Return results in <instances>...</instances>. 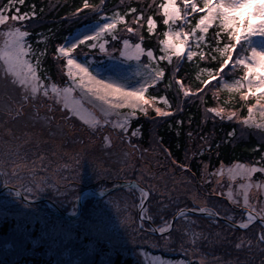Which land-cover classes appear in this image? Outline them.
Returning <instances> with one entry per match:
<instances>
[{"label":"trees","instance_id":"1","mask_svg":"<svg viewBox=\"0 0 264 264\" xmlns=\"http://www.w3.org/2000/svg\"><path fill=\"white\" fill-rule=\"evenodd\" d=\"M7 2L8 0H0V5L7 4ZM82 2L83 0H25V4L21 6L22 13L29 12L31 15L32 6H35L37 13L34 18H30L24 25H20L30 33V36L25 38L27 44L37 55L39 50L45 49L46 44L47 55L40 58L42 62L37 73L38 76L42 74L44 77L39 81L41 86L45 83L50 85L51 82H60L62 78L67 79L64 74L63 61H58L54 52L56 47L62 45L84 24L100 19L103 14L112 15L113 11H122L128 5L138 9L143 8L146 15H153L157 20V29L154 33H147L146 23L141 29V34L145 37L143 42L135 37L130 39L134 43L141 42L146 50L150 49L154 52L156 57L154 64L157 67L167 65L168 72H171L177 63L183 64L179 76H175L174 72H171V75L176 79L186 78L188 81L185 85L186 88L196 91L199 79H203L206 75L198 72L196 65H199L201 69L212 66L205 61H200L197 57L193 58L194 63L180 60L175 56L170 61L160 60V56L165 53L162 51L163 46L159 44V41L164 38L163 33L169 29V26L163 25L162 14L158 11V5L162 0H104V7L107 11L101 10L99 15H95L87 14V10H84L83 13L74 15L76 8L82 7ZM89 2L99 5L101 0H89ZM177 3L179 4L180 0H177ZM150 7L151 11H149ZM126 19L131 21V16ZM177 23L182 24L183 21ZM185 29L187 30V26ZM117 31L121 36H127L123 32V25H118ZM211 33L210 29L208 36ZM253 39L258 40L259 38L253 37ZM191 42L195 50V41L191 40ZM109 45L111 49L117 48L118 45L120 47L122 40L119 42L109 40ZM91 51V49H87L80 55L88 54ZM111 53L119 54L116 50ZM26 58L35 66L36 61L33 55L30 54ZM143 60L148 61L146 54L143 56ZM241 74L240 72L235 73L237 78ZM228 79L231 80V75ZM153 95L169 99L173 116L155 117L154 111L150 108L148 116L138 114L132 118L128 123V134L130 138L135 139L139 147H147L156 155L162 156L169 165L172 163L178 169L181 162H186V168L190 169L194 180L197 181L202 177L204 167L211 170L236 162L248 164L255 162L260 166L261 157L264 156V151H261V146L264 145L261 130L240 123L247 117V107L253 104L254 100L243 104L239 100L238 94L223 88H209L203 94L202 99L188 100L182 95L177 97L175 87L167 89L166 81L156 87L154 91L150 89L146 93V98L151 99ZM155 106L169 110L168 106L164 105L162 99L159 98L156 100ZM209 107H223L225 109L224 118L215 117L213 113L207 112ZM231 111L237 112V119H227V114ZM133 131L136 133L135 136L131 135ZM190 132L192 133L191 138H189ZM230 133H234V137L230 136ZM201 137L207 139H201ZM167 153H171V156H168ZM88 183L85 182L84 185H81L80 191L87 187ZM104 184L110 186L114 183L106 177H101L95 179L90 185L101 188ZM197 184L201 187L198 182ZM41 194L52 198L64 210H69L75 205L76 197L64 204L55 198V193L52 194L50 190H45ZM96 200L89 195L83 204L80 217L74 220H65L51 212L47 203L41 202L25 207V203L16 198L14 191H5L0 195V264H139L131 251L129 242L125 250H120L112 245V241L100 237L102 235L115 241L117 236L113 233L116 225H112L114 220L111 216L106 220L108 223L107 228L104 227L106 231L99 229L104 225L102 220L104 215L101 216L100 213L104 206L98 204ZM137 200L139 201V198ZM164 202L169 203L164 205ZM177 210L178 207L176 209L172 200H167L152 190L147 216L156 225L161 226L163 223L161 217L170 221ZM241 212L244 214L243 211ZM136 215L137 210L133 212L132 221H125L124 231L128 232V239L133 237V241L143 242L147 241L148 235L161 238L146 230L149 227L147 223L144 222L145 224L140 225ZM202 217L205 216L202 215ZM218 226L223 228L222 242L214 247H205L203 244V256L215 257L213 255H216L219 257L222 255L224 258L230 259L228 264H237V262L238 264H260V261H264V256L258 255L262 250L264 251V246L256 243L260 230L258 224L251 231L236 229L222 221H219ZM175 227L170 233L174 235L173 239L176 241L170 244L172 251L169 252L159 245L160 250L154 248V251H162L164 254L172 256L183 254L178 250L181 248V244L178 242H181L182 234L180 232L174 234ZM241 234H246L245 239H251L253 245L251 250H248L247 245L244 246V249H236L235 244ZM146 246L151 248L152 243L149 241ZM183 250L190 251L191 248ZM194 263L200 264L198 261Z\"/></svg>","mask_w":264,"mask_h":264},{"label":"snow or ice","instance_id":"2","mask_svg":"<svg viewBox=\"0 0 264 264\" xmlns=\"http://www.w3.org/2000/svg\"><path fill=\"white\" fill-rule=\"evenodd\" d=\"M24 4L25 0H8L7 4L0 5V26L7 28L3 35L9 38L6 41V50H0V60H3L6 65L3 79L5 81L11 80L14 88L19 85V98L15 99L17 106H9L4 113L12 119L23 118L27 113V106L37 108L44 106L49 112L53 111V107H55V110L59 111V100L61 98L65 101L63 107L66 109L62 115L67 117V99L78 89L79 92L77 94L81 100L96 104L106 115L115 113L118 116H125L123 123L117 121L112 124V130L116 131L119 129L116 134L123 141V133L127 129L129 121L138 114L148 116L151 108L155 113V117L166 118L173 116L168 98L159 97L158 95H153L151 99L146 98V93L150 89L154 91L156 87L165 81L167 89L175 87L177 97L182 95L188 100L194 98L202 99L203 94L209 88L229 89V85H231L230 91L238 94L239 100L243 104H248V102L254 100V103L247 107V118L240 121L241 124L249 127L254 124L252 117L254 109L264 112V0H180L179 4L177 0H162L159 3L158 11L162 14L163 25L169 26L170 29L175 25L173 30L164 32V38L159 41V44L163 46L162 51L165 53L160 56V60H170L167 53L171 52L180 60L194 63L193 58L197 57L200 61H205L207 64L212 65L203 69L196 65L198 72L206 74L203 79H199L196 91L186 88L185 85L188 83L186 78H175V76L180 75L183 68L181 63H177L171 69L175 76L168 72L167 65H162L158 68L153 65L154 70L149 74V78L139 88L129 91L113 83L98 79L89 71L87 66L77 61L76 57L87 49L92 50L88 54H95L96 50H98L105 55H111L108 51V47H110L109 40L117 42L122 40L125 49L130 46V39L133 37L143 42L145 37L141 34V29H143L145 23L147 33H154L157 29V20L154 16L146 15L143 8L138 9L128 5L122 11H113V14L106 17V21L102 26L98 30H93L92 34H85L82 39L77 38L76 42L71 45H60L54 49L57 60L63 61L67 79L62 78L60 81L61 87L53 84L50 93L47 83L42 86L39 83L44 78L43 75H37L42 62L40 58L47 55L46 44L45 49L39 50L37 55L36 52L32 51L31 46L27 44L25 39L30 36L29 31L20 26L37 15L35 6H32L31 15L29 12L22 13L21 6ZM84 10H87V14L95 15H99L101 10L107 11L104 7V0H101L99 5L91 4L89 0H83L82 7H77L74 15L83 13ZM149 11H151V7ZM129 16H131V21L126 19ZM181 20L183 23L178 24L177 22ZM9 21L16 23L9 24ZM118 25H123V32L127 36L120 35L117 31ZM185 26H187V31L182 30ZM210 29L212 33L208 36ZM253 37L259 39L254 40ZM190 40L195 41V50L189 43ZM141 42H135L131 45L135 48V55L132 58L136 60H140V57L146 51V47L142 46ZM116 51L120 52V55L125 54L119 45ZM30 54L35 58V66L26 58ZM146 57L151 62L155 58L154 52L150 49L147 50ZM237 72L242 73L238 78L235 75ZM230 75L231 80L228 79ZM65 83L67 87L63 86ZM158 98L162 99L163 104L167 105L169 110L155 106ZM74 104L77 107L72 110L78 111V102L74 101ZM126 108L129 111L127 113L122 112ZM13 112L15 113L14 116H12ZM207 112L213 113L215 117H220L221 119L225 116L223 107H209ZM237 118L236 111H231L227 114L228 120ZM81 119L83 120L82 127H84L85 132L89 136H95L102 131L98 120L84 119L83 116ZM256 127L261 130V135L264 137V125H257ZM131 135L135 136V131L131 132ZM229 135L234 137L235 134L230 133ZM191 136L192 133L190 132L189 138ZM201 139L206 140L207 138L201 137ZM101 142H103V137ZM20 147L18 144L7 146L0 153V169L6 168L9 161L16 164L11 173L13 176H18V169L22 167L16 163L21 158ZM261 151H264V145L261 146ZM167 155L171 156V153H167ZM173 163L175 162L173 161ZM178 167L181 170L190 171V169L186 168V162H181ZM228 171L230 179H235L239 173L242 176V180L248 181L247 186L242 182L240 184L241 188H251L253 173H264V156L261 157L260 167L238 164L236 165V172L231 168ZM5 174L7 175L8 173ZM32 174L34 175V173ZM218 174L223 176V171L219 170ZM210 175L216 176L217 173H210ZM30 183H33V188L37 192L47 187L43 182L30 181ZM31 190L29 189V191ZM151 192L152 189L149 188L147 191H142L141 194L148 197ZM212 194L222 195V192H214ZM197 199L198 197L194 194V204ZM228 199L234 207L240 206V201L233 196L231 190L228 192ZM25 207H28L27 202ZM243 207L247 211V219L241 220L239 227L251 231L258 224L261 234L256 243L264 246V203L259 206L250 203L246 190ZM193 210H198L213 220H216L221 215L220 209L216 208L213 210L199 204ZM179 211L181 216L187 215L183 209ZM223 217L231 223L236 222L235 217L228 212H224ZM161 219L163 220L159 228L161 233L173 227L167 218L161 217ZM254 221L257 223H253ZM218 223L219 221H217ZM215 235L219 239L221 234L216 233ZM201 237L208 239L203 233H201ZM245 244H247L248 250L253 247L250 240L246 241L244 239L235 244V247L244 249ZM261 256H264V251H261ZM188 264H191V262H188ZM200 264H204L203 259ZM262 264H264V261H262Z\"/></svg>","mask_w":264,"mask_h":264},{"label":"rangeland","instance_id":"3","mask_svg":"<svg viewBox=\"0 0 264 264\" xmlns=\"http://www.w3.org/2000/svg\"><path fill=\"white\" fill-rule=\"evenodd\" d=\"M109 16L111 15L103 14L100 19L78 28L63 45H71L77 38L82 39L85 34H92L93 30H98L106 21V17ZM8 23L14 24L15 22L9 21ZM174 28L175 26H172V29L169 28L168 31ZM6 31V27L0 26V50H6V41L9 39L3 35ZM70 42L72 43L70 44ZM133 43L130 40V46L126 49L122 43L120 48L125 53L124 55H120V52H118V55L111 53L116 50V47L112 49L108 47L111 55H105L97 50L95 54L79 55L76 59L79 63L87 66L89 71L98 79L131 91L139 88L149 78V74L154 70L153 65L157 67L154 64L155 55L151 62L143 60L147 50L140 57V60L132 58L135 55V48L131 46ZM189 43L192 45L191 41ZM167 56L171 60L174 55L168 52ZM5 70V63L0 60V153L7 146L20 145L21 158L16 163L22 167L18 169V176H13L11 173L16 164L9 161L6 168L0 169V185L7 183L19 187L30 194H41L45 190H50L52 194L55 193L56 197L54 195L51 196L67 204L75 197L76 202L81 192L80 186L84 185L85 182H89L87 186L89 188L92 187L90 184L95 179L97 180L101 177H106L115 183L137 179L146 187L158 192L165 199L172 200L176 205V209L177 207L178 209L181 207H196L199 204L212 209L218 208L222 215L224 212H228L238 222L245 219L242 213L229 206V204H232L228 199L230 190L233 196L240 201L239 207L244 208L243 201L246 190L250 203L257 206L264 203V173H253L252 187H246L245 189L241 188L240 184L243 182L247 186L248 181L242 180V176L239 173L235 179H230L228 171L231 168L236 172V165L238 164L260 167L259 165L236 162L211 170L204 167L202 177L199 178L200 181L194 180L190 171L178 169L172 163L169 165L162 156L156 155L147 147H139L135 139L130 138L128 129L124 131L123 141H121L116 134L119 129L113 131L112 124L117 121L123 123L125 116H118L115 113L106 115L96 104L81 100L77 94L79 92L78 89L67 99V117L62 115L66 109L63 107L65 101L61 98L59 100V111H56L55 107H53V111L49 112L44 106H39L38 108L27 106V113L23 118H10L4 113L9 106H17L15 99L19 98V85L14 88L11 80L5 81L3 79ZM64 74L66 76L65 68ZM53 84L61 87L60 82H51L48 85L50 93ZM63 86L67 87V84L65 83ZM230 87L231 85H229V90ZM74 101L79 104L78 111L72 110L77 107ZM128 111L129 109L127 108L122 110L124 113ZM14 115L15 113L13 112L12 116ZM82 116L84 119L98 120L102 131L95 136H89L85 132L84 127H82ZM252 117L254 124L251 127L264 125V112L254 109ZM102 137L103 142H101ZM129 153L131 155H126ZM219 170L223 171V176L218 174ZM5 173L8 174L6 175ZM210 173H217V175L213 176ZM30 181L43 182L47 187L37 192ZM197 182L201 187L198 186ZM104 187H106V184L101 188L104 189ZM29 189L32 190L29 191ZM214 192H222V195H207ZM194 194L198 197L195 204L193 203ZM137 198H139V190L136 187L129 186L96 200L98 204L104 206L100 210L101 216L104 215L105 218L102 219L104 225L100 226L99 229L106 231L104 229L108 225L106 220L111 216L114 220L112 225H116L113 233L117 236L115 241L102 235L100 237L112 241V245L120 250H125L129 242L132 248L131 251L139 264H188V262L195 264L194 262H201L202 259L204 264H228L230 262V259L224 258L222 255H219V257L213 254L215 257L203 256V244L205 247H214L222 242L223 228L217 224V221L220 220L205 218L200 214L187 213L186 216H180L177 219L176 227L174 225V234L177 232L182 234L180 236L181 242H178L181 244V248L178 250L182 251L183 254L179 256L164 254L162 251H154V248L160 250L159 247L163 246V248L171 252L172 246L170 244L176 242L173 239V234L157 235L152 233L161 238L148 235L147 241L143 242H135L133 237L128 239V232L124 231V228L126 222L132 221L134 217L133 212L137 210ZM168 203L164 202V205H168ZM75 211V205L68 210L69 213H75ZM135 229L138 228L135 227ZM201 233L207 236L208 239H203ZM216 233L221 234L219 239L216 237ZM245 237L246 234H241L236 244L241 239L251 241V239H245ZM149 241L152 243L151 248L146 246ZM188 247L191 248L190 251L183 250L185 248L188 249ZM258 255L260 256L261 252ZM260 262L262 264V261Z\"/></svg>","mask_w":264,"mask_h":264},{"label":"water","instance_id":"4","mask_svg":"<svg viewBox=\"0 0 264 264\" xmlns=\"http://www.w3.org/2000/svg\"><path fill=\"white\" fill-rule=\"evenodd\" d=\"M129 186H133V187L139 188L142 191H147L148 190L144 185H142L136 179L120 181L119 184H117V185H115V186H113L111 188L105 189V190H96L93 187L92 188H88V189L83 190L81 192V194L79 195L78 199H77V211H76V213H69V212L64 211L56 202H54L52 199H50V198H48L46 196H38V197H34V198L29 197L28 195H25L20 188H18L16 186L9 185L7 183H4L0 187V194L3 191L7 190V189H12L13 191H15L16 196L19 197L20 199H22L25 203L27 202L28 204H32V203H38V202H41V201H46L47 203H49L52 206L51 210L53 212H55L57 215L65 218V219H74V218H77L81 214L82 207H83V202H84V199H85L87 194L90 193V194H92V195H94L96 197H103V196H105V195H107V194H109V193H111V192H113L115 190H118V189H121V188H125V187H129ZM148 200H149V196L148 197H144L142 199L141 203L139 204V210H138L139 222L141 223L142 220H145V221L149 222V224H150V226L152 228V231L155 234H158V235H162V234H166V233L170 232L173 227L171 229H168L166 232L161 233L159 231V228L156 227L150 221V219L148 217L144 216V211H145V209L147 207ZM181 209H183V211L185 213H200L198 210L194 211L193 210L194 208H181ZM179 210L171 218L170 224H172L173 226L175 224L176 219L180 216V211ZM200 214L206 215L204 213H200ZM245 216L247 218V211L246 210H245ZM174 217H175V219H174ZM217 219L222 220V221L228 223L229 225H231L233 227H236L238 229H242V228L239 227V223H237V222L231 223L228 220H226L222 215L218 216ZM253 223H255V221ZM259 234H261V232Z\"/></svg>","mask_w":264,"mask_h":264},{"label":"bare ground","instance_id":"5","mask_svg":"<svg viewBox=\"0 0 264 264\" xmlns=\"http://www.w3.org/2000/svg\"><path fill=\"white\" fill-rule=\"evenodd\" d=\"M76 42V41H75ZM72 42H70V44H71Z\"/></svg>","mask_w":264,"mask_h":264}]
</instances>
